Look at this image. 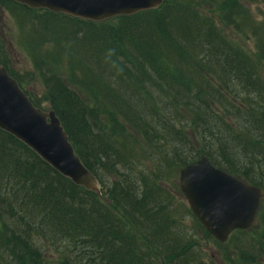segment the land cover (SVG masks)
<instances>
[{"label": "trees", "instance_id": "16d2710c", "mask_svg": "<svg viewBox=\"0 0 264 264\" xmlns=\"http://www.w3.org/2000/svg\"><path fill=\"white\" fill-rule=\"evenodd\" d=\"M0 8L101 185H75L0 129V264H49L52 250L60 264H208L203 242L224 264H264V200L256 226L221 244L167 191L201 155L264 189V18L232 0H164L103 22L11 0ZM215 8L225 27L250 31L254 55L200 11ZM7 54L0 44V63L40 107Z\"/></svg>", "mask_w": 264, "mask_h": 264}, {"label": "water", "instance_id": "95a60500", "mask_svg": "<svg viewBox=\"0 0 264 264\" xmlns=\"http://www.w3.org/2000/svg\"><path fill=\"white\" fill-rule=\"evenodd\" d=\"M30 9H45L102 22L159 9L164 0H11ZM0 129L13 135L75 185L100 194L96 177L75 153L54 110L37 108L0 64ZM180 189L192 213L218 242L236 230L252 228L264 190L216 168L202 155L180 171Z\"/></svg>", "mask_w": 264, "mask_h": 264}, {"label": "rangeland", "instance_id": "374dc122", "mask_svg": "<svg viewBox=\"0 0 264 264\" xmlns=\"http://www.w3.org/2000/svg\"><path fill=\"white\" fill-rule=\"evenodd\" d=\"M232 2L242 5L246 10L250 12L253 18H256L258 20H262L264 18V0H232ZM200 11L203 15L212 17L220 26V28L222 30H226V34H229V36H231L237 44L242 46L244 50L248 51L252 55L255 54V42L251 40V33L247 30V28L243 27L242 33H240L235 30L232 31L230 28L225 27V24H222L221 20V10H219L218 8H215L212 11L203 9H200ZM22 38L23 33H21L20 26L18 25L17 20L11 17V15L6 10L0 8V44L3 45L5 52L8 53L7 55L10 59L9 66L25 83V90L32 94H36V98L41 100L40 107L43 110L48 111L51 109V106L48 102L43 101V84L36 79L38 69H35L33 59L25 52L23 41H21ZM262 66L264 69V65ZM140 169L141 171H144V166H140ZM107 186L108 185H104V187ZM179 186L180 183L178 172L176 175H173L171 177V180L167 185V191H169L170 194L174 196L175 204L182 203L188 206L187 201L185 200L183 195H179L176 193H180ZM181 220L184 222V226L186 227V229L190 233H192V228L194 227L192 217L187 215L186 217H184V219ZM197 238L199 242L202 241V237L200 234L197 236ZM203 243L204 244L201 248L205 252L207 263L224 264L220 256V250L217 249L212 243ZM48 255L50 259L49 264H60L59 255L54 250H52ZM210 256L212 257V260H210Z\"/></svg>", "mask_w": 264, "mask_h": 264}, {"label": "bare ground", "instance_id": "6f19581e", "mask_svg": "<svg viewBox=\"0 0 264 264\" xmlns=\"http://www.w3.org/2000/svg\"><path fill=\"white\" fill-rule=\"evenodd\" d=\"M162 6H163V5H162ZM162 6H161V7H162ZM154 233H155V231H154ZM154 233H153V234H154Z\"/></svg>", "mask_w": 264, "mask_h": 264}]
</instances>
